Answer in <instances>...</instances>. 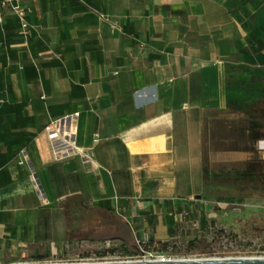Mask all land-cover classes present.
I'll return each instance as SVG.
<instances>
[{"label": "crops", "instance_id": "1", "mask_svg": "<svg viewBox=\"0 0 264 264\" xmlns=\"http://www.w3.org/2000/svg\"><path fill=\"white\" fill-rule=\"evenodd\" d=\"M24 4L27 35L0 4L1 260L124 230L163 240L201 216L205 164L264 159V0ZM76 112L93 161L58 160L47 139ZM149 140L172 148L173 170L143 149L135 165L131 144Z\"/></svg>", "mask_w": 264, "mask_h": 264}, {"label": "rangeland", "instance_id": "2", "mask_svg": "<svg viewBox=\"0 0 264 264\" xmlns=\"http://www.w3.org/2000/svg\"><path fill=\"white\" fill-rule=\"evenodd\" d=\"M203 176L198 181L201 216L179 221L176 232L163 240L138 235L130 253L119 248L106 254L123 257L145 249L177 258L264 256V159L205 164ZM101 251L69 243L43 259L26 254L13 262H72ZM6 262L0 259V264Z\"/></svg>", "mask_w": 264, "mask_h": 264}, {"label": "built area", "instance_id": "3", "mask_svg": "<svg viewBox=\"0 0 264 264\" xmlns=\"http://www.w3.org/2000/svg\"><path fill=\"white\" fill-rule=\"evenodd\" d=\"M0 4L8 6L17 15L21 30L24 35H27L30 30V25L27 19L29 7L24 4V0H0ZM1 20V17H0ZM79 123V113H71L60 118L52 119L45 128L46 136L51 144L53 155L58 160L67 159L76 154L84 155L89 161L92 160V156L87 149L80 147L77 144V126ZM100 135L96 134L94 140L99 141ZM28 154L25 151L21 152L20 163L28 162ZM31 177L35 183L36 189L41 195H44L40 186L38 178L35 172L31 173ZM80 247L85 245L100 248L103 251L99 255L93 257H82L76 261H56L49 263H73V262H99V261H120V260H169V259H182L184 257L168 256L165 253H158L148 251L145 249L136 250L134 253L128 254L123 257L113 256L106 253L119 251L122 242L117 239H105L98 242H86L81 241L77 243Z\"/></svg>", "mask_w": 264, "mask_h": 264}, {"label": "water", "instance_id": "4", "mask_svg": "<svg viewBox=\"0 0 264 264\" xmlns=\"http://www.w3.org/2000/svg\"><path fill=\"white\" fill-rule=\"evenodd\" d=\"M198 198H201V196L198 195ZM9 264H264V256L201 257V258H182V259H169V260H120V261L73 262V263L11 262Z\"/></svg>", "mask_w": 264, "mask_h": 264}, {"label": "bare ground", "instance_id": "5", "mask_svg": "<svg viewBox=\"0 0 264 264\" xmlns=\"http://www.w3.org/2000/svg\"><path fill=\"white\" fill-rule=\"evenodd\" d=\"M138 133L140 135H142V134L146 135L147 128L144 127ZM131 145H132V149H133L134 154H135L134 161H135V165L137 167L144 165V164H142L141 157L139 155V153H140V151L142 149L146 150V151H149L151 153H153V152L157 153V150H158V149H155V148L152 147V145H153L152 140H149L148 142H145V144L138 142V143H132ZM156 158H157V161H158V164H156V166L158 168H160L162 170H168V171L173 170V166H174L173 159H174V156H173V153H172V148L167 146L166 148L159 149L158 153L156 154Z\"/></svg>", "mask_w": 264, "mask_h": 264}, {"label": "trees", "instance_id": "6", "mask_svg": "<svg viewBox=\"0 0 264 264\" xmlns=\"http://www.w3.org/2000/svg\"><path fill=\"white\" fill-rule=\"evenodd\" d=\"M125 233H126V230H124V233H123V235H122L123 242H122L120 248H123L124 251H125L126 253H130V252H131V249H130V248H131L134 244L127 242V236H125ZM130 246H131V247H130ZM134 246H135V245H134ZM43 258H44L43 256L38 257V259H43ZM8 263H10V262H6V264H8Z\"/></svg>", "mask_w": 264, "mask_h": 264}]
</instances>
